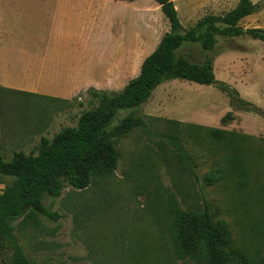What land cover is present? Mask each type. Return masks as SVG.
<instances>
[{"label":"rangeland","instance_id":"rangeland-1","mask_svg":"<svg viewBox=\"0 0 264 264\" xmlns=\"http://www.w3.org/2000/svg\"><path fill=\"white\" fill-rule=\"evenodd\" d=\"M184 27L205 14H220L238 0H172ZM241 19L244 28L264 29V0ZM46 4L35 0L37 13ZM74 14L78 29L103 46L89 52V78H105L104 67L119 66L111 90H120L139 72L143 58L169 29L154 0H81L55 7ZM59 22V21H58ZM61 28V26H59ZM64 28V27H63ZM135 50V58L127 52ZM120 53L119 59L111 56ZM191 60L213 59L216 79L236 89L254 111L237 109L214 85L171 79L136 108L146 121L114 138L116 170L84 189L65 187L43 205L61 215L52 219L29 211L14 222L25 255L39 264H204L199 245L186 253L176 223L197 215L205 202L213 223L224 230L222 264H264V42L247 35L218 37L212 50L186 43L178 53ZM103 67V68H102ZM67 102L35 98L0 108V152L33 149L92 106L81 94ZM130 109H119L112 124ZM258 111V112H257ZM173 138L181 148L173 145ZM0 176V192L11 182Z\"/></svg>","mask_w":264,"mask_h":264},{"label":"trees","instance_id":"trees-1","mask_svg":"<svg viewBox=\"0 0 264 264\" xmlns=\"http://www.w3.org/2000/svg\"><path fill=\"white\" fill-rule=\"evenodd\" d=\"M154 1L167 19L169 29L143 58L136 76L117 91L87 88V101L92 106L80 112L76 124L61 127L51 137L41 135L29 152L12 150L9 158L0 152V176L12 179L0 192V264H39L25 255L14 222L31 210L57 219L61 215L43 205L44 195L59 197L67 186L84 189L95 178L112 174L119 160L113 139L146 126L136 108L148 101L162 83L183 79L214 85L227 94L233 107L255 110L251 103L239 97L236 89L216 79L210 56L194 62L189 52L178 53V50L186 43H197L202 50L209 51L218 37L247 35L264 42V29L244 28L240 24L259 5L251 0H238L233 8L220 14H205L184 27L172 0ZM119 109L130 110L112 124ZM173 145L181 148L174 138ZM224 235V230L213 223L205 202L197 215L186 214L176 223L178 244L186 253H192L193 247L199 245L204 264H222L220 248Z\"/></svg>","mask_w":264,"mask_h":264},{"label":"crops","instance_id":"crops-1","mask_svg":"<svg viewBox=\"0 0 264 264\" xmlns=\"http://www.w3.org/2000/svg\"><path fill=\"white\" fill-rule=\"evenodd\" d=\"M39 1L46 8L36 14L35 30V0H0V108L24 100L32 104L35 98L81 100L89 87L111 90L119 66L106 64L104 79L89 78V52L99 51L103 58V46L95 47L78 29L74 14L55 10L81 0ZM126 57L135 58V50Z\"/></svg>","mask_w":264,"mask_h":264}]
</instances>
